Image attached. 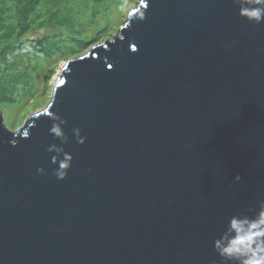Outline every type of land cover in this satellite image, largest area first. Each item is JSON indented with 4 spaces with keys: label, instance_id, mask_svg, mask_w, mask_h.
<instances>
[{
    "label": "water",
    "instance_id": "water-1",
    "mask_svg": "<svg viewBox=\"0 0 264 264\" xmlns=\"http://www.w3.org/2000/svg\"><path fill=\"white\" fill-rule=\"evenodd\" d=\"M262 201L264 22L233 0H139L22 128L0 109V264H222L213 240Z\"/></svg>",
    "mask_w": 264,
    "mask_h": 264
},
{
    "label": "trees",
    "instance_id": "trees-1",
    "mask_svg": "<svg viewBox=\"0 0 264 264\" xmlns=\"http://www.w3.org/2000/svg\"><path fill=\"white\" fill-rule=\"evenodd\" d=\"M86 2L88 0H0V105L21 103L20 94L31 89V73H14L13 57L9 56L19 49L28 30L58 28L61 31L59 35L41 39L39 44L30 48V54L41 59L52 58L58 52L77 56L102 38L101 32L110 26L105 15L107 10L102 6L109 5L110 1L94 0L91 7ZM82 9L91 13L85 17L86 22L92 23L102 17L106 19L105 23L93 24L88 32H81L78 24L74 25V19H84L78 18L81 12L85 16ZM64 36H69L70 40L60 41Z\"/></svg>",
    "mask_w": 264,
    "mask_h": 264
},
{
    "label": "rangeland",
    "instance_id": "rangeland-1",
    "mask_svg": "<svg viewBox=\"0 0 264 264\" xmlns=\"http://www.w3.org/2000/svg\"><path fill=\"white\" fill-rule=\"evenodd\" d=\"M109 5L102 9L107 10L106 17L109 20L110 26L108 29L101 32L100 43L105 39H111L116 35L121 34V29L125 26L129 11L138 7L139 0H109ZM88 5L91 7L94 0H88ZM84 12V10L82 9ZM85 13V12H84ZM91 14V13H90ZM82 12L78 18L74 19V25L78 24L81 32H88L91 26L99 23H105L104 18L100 17L92 23L87 21L85 17L90 16ZM94 24V25H93ZM103 30V29H102ZM101 31V30H100ZM61 31L58 28L31 29L22 38V44L18 50L13 51L9 56L13 57L11 65L15 66L14 73H25L29 71L32 76L31 89L29 92L20 94L21 103L15 106H2L0 109L4 111L6 116V124L10 131H17L24 126L27 119L35 112L44 109L50 102L53 95L54 83L60 74L63 65L70 59L84 55L89 49L85 50L77 56L64 55L63 52H58L52 58L41 59L36 58L35 55L30 54V48L39 44V41L45 37H54L59 35ZM70 40L69 36H64L60 41ZM67 43V42H65ZM28 117V118H27Z\"/></svg>",
    "mask_w": 264,
    "mask_h": 264
},
{
    "label": "clouds",
    "instance_id": "clouds-1",
    "mask_svg": "<svg viewBox=\"0 0 264 264\" xmlns=\"http://www.w3.org/2000/svg\"><path fill=\"white\" fill-rule=\"evenodd\" d=\"M233 4L238 5L239 16L249 23L260 24L264 22V0H233ZM137 19L143 20V13ZM98 43L97 41L89 45L87 49L90 50L92 46ZM65 124H67L65 119L57 118L49 130L62 143H67L69 139L62 127ZM73 131L77 142L85 143L86 137L81 135V129L77 127ZM12 143L14 144L13 141ZM47 151L56 153L51 158L52 164H58V167L54 169V175L60 180L65 179L68 169L71 167L73 156L66 152L62 146L56 144L49 146ZM60 154H63L62 159ZM44 173L43 167L37 168V174ZM240 179L239 175L235 177L237 182ZM213 251L220 257L222 264H264V201L258 204V211L252 216L246 214L231 216L224 231L213 240Z\"/></svg>",
    "mask_w": 264,
    "mask_h": 264
},
{
    "label": "bare ground",
    "instance_id": "bare-ground-1",
    "mask_svg": "<svg viewBox=\"0 0 264 264\" xmlns=\"http://www.w3.org/2000/svg\"><path fill=\"white\" fill-rule=\"evenodd\" d=\"M61 72V71H60Z\"/></svg>",
    "mask_w": 264,
    "mask_h": 264
}]
</instances>
